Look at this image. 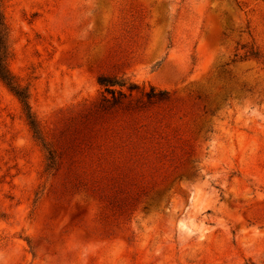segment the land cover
<instances>
[{"label":"rangeland","instance_id":"1","mask_svg":"<svg viewBox=\"0 0 264 264\" xmlns=\"http://www.w3.org/2000/svg\"><path fill=\"white\" fill-rule=\"evenodd\" d=\"M1 4L0 264H264V0Z\"/></svg>","mask_w":264,"mask_h":264},{"label":"trees","instance_id":"2","mask_svg":"<svg viewBox=\"0 0 264 264\" xmlns=\"http://www.w3.org/2000/svg\"><path fill=\"white\" fill-rule=\"evenodd\" d=\"M251 56L257 58L258 53H251ZM9 58V46L7 41V28L3 18L2 12V4L0 0V81L5 85V87L15 96L18 100L24 117L30 127L34 137L36 139H40V132L36 120L31 112V108L29 105V97L27 90L21 87L15 78L11 75L7 67V61ZM97 83L100 87L104 89V92L111 96L112 101L111 104L118 103L119 98H124L125 93L122 91L124 88L128 92H131L134 86L129 85L126 87V82L124 80L112 79L108 77L101 76L97 79ZM145 100L147 104H155V103H165L168 101L167 92L165 91H155L154 89H150L149 92L144 94ZM103 103H108V100H103ZM106 106L104 104L100 105L101 111H105ZM48 161L49 166L52 167L54 165V157L53 152L49 151L48 153Z\"/></svg>","mask_w":264,"mask_h":264}]
</instances>
